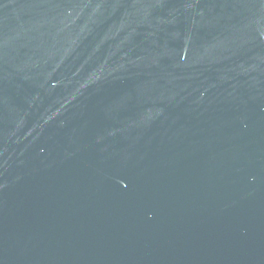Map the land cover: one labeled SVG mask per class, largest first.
<instances>
[{
	"label": "water",
	"instance_id": "water-1",
	"mask_svg": "<svg viewBox=\"0 0 264 264\" xmlns=\"http://www.w3.org/2000/svg\"><path fill=\"white\" fill-rule=\"evenodd\" d=\"M0 264H264V0H0Z\"/></svg>",
	"mask_w": 264,
	"mask_h": 264
}]
</instances>
